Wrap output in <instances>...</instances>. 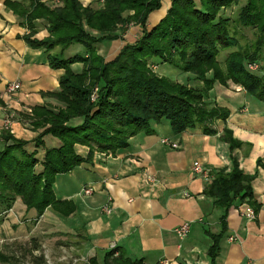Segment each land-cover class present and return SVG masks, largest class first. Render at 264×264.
<instances>
[{
    "label": "trees",
    "instance_id": "1",
    "mask_svg": "<svg viewBox=\"0 0 264 264\" xmlns=\"http://www.w3.org/2000/svg\"><path fill=\"white\" fill-rule=\"evenodd\" d=\"M29 1L28 5L10 0L3 4L29 30L22 36L25 43L33 49L44 48L49 67L63 71L59 90L48 93L61 106L56 111L46 106L32 108L31 125L43 130L30 142L1 131L0 206L4 211L17 198L27 211L36 212V218L48 207L64 217L72 215L76 205L55 198L56 177L91 162L95 153L113 155L139 133L152 134L151 123L167 120L175 135L196 127L205 135L216 134L215 121L228 117V110L209 98L216 83L225 86L229 81L264 103V67L263 72L247 68L264 59V0H246L234 20L223 17V10L234 0H170L165 15L151 29L146 27L147 17L161 8V0H100L96 8L83 7L79 0H60L59 7ZM130 11L132 15L125 19L123 14ZM36 20L48 31L42 40L33 38ZM130 22L142 27L140 38L105 62L96 45L116 40L114 33L125 31L120 27ZM235 23L253 31V41L245 47L231 34ZM72 45H80L84 54L65 58L54 53L57 49L63 53ZM230 48L236 49L226 56L223 69L217 57ZM155 58L194 75L200 86L192 88L153 73L148 60ZM73 64H81V71L72 70ZM74 119L79 123H71ZM45 137L55 139L58 145L47 147ZM221 140L231 153L241 145L227 129ZM80 147L87 149L84 156L78 152ZM231 162L232 170L226 174L219 171L203 192L222 211L221 233L209 234L213 240L208 249L211 264L226 230L228 209L235 203L244 204L256 216L260 208L251 188L253 176L239 169L235 157ZM11 259L0 251V264H10ZM89 264L98 263L89 259ZM102 264L141 261L124 258L114 249L105 254Z\"/></svg>",
    "mask_w": 264,
    "mask_h": 264
},
{
    "label": "crops",
    "instance_id": "2",
    "mask_svg": "<svg viewBox=\"0 0 264 264\" xmlns=\"http://www.w3.org/2000/svg\"><path fill=\"white\" fill-rule=\"evenodd\" d=\"M3 1L0 0V133L5 130L16 139L30 142L40 132L32 128V108L61 106L48 93L59 90L63 71L49 67L44 48L33 49L25 43L22 36L29 30L5 8ZM79 1L83 7L93 8L101 3ZM162 1L165 12L170 0ZM164 12L149 15L147 25L154 26ZM34 27L33 38L42 40L48 36L41 20H36ZM133 35L137 38L130 28L121 36L132 43ZM115 43L99 44V54L105 59L103 49L107 54L111 48L112 52L116 47L120 49L122 43ZM82 49L72 45L63 53L59 49L54 53L68 58L83 54ZM81 67L74 64L72 70L80 72ZM11 82H18L20 87L8 95L5 87ZM211 92L212 101L228 110L225 121H215L216 134L205 135L201 127H196L175 135L163 119L150 124L152 134L139 133L129 139L126 148L113 155L95 153L91 162L56 177V200L73 202L76 211L64 217L48 207L43 217L44 221L52 219L59 223L60 236L68 239L59 244L64 253L70 250L78 258L86 259V264L88 259L102 264L113 246L124 258L141 264L164 260L168 264H211L208 249L213 240L209 234L221 233L222 211L203 192L219 171L226 174L232 170L231 157H235L239 169L253 176L251 188L260 208L252 221L239 213L246 205L235 203L228 209L226 230L218 241L214 264H264V103L230 83H216ZM224 129L241 143L232 153L221 140ZM44 140L49 148L58 145L55 139ZM86 151L83 147L78 149L82 156ZM194 162L209 172V178L193 172ZM84 189H91V193L85 194ZM104 208L110 212L107 214ZM184 222L189 223V231L179 240L174 229ZM230 236L235 237L233 242L228 241Z\"/></svg>",
    "mask_w": 264,
    "mask_h": 264
},
{
    "label": "rangeland",
    "instance_id": "3",
    "mask_svg": "<svg viewBox=\"0 0 264 264\" xmlns=\"http://www.w3.org/2000/svg\"><path fill=\"white\" fill-rule=\"evenodd\" d=\"M34 1L35 2L39 1L47 5L48 2H51L52 4H49L48 5L49 7H59L62 4L60 0H46V1L34 0ZM162 2L163 1L161 0V8L157 11L152 12L151 14L154 13L161 14L164 12V5H162ZM245 2L246 0H234V3L231 5V7L223 10V17L234 20L236 18L239 8L242 7L245 4ZM21 3L28 5L30 1L24 0ZM229 9H231L230 13H229ZM166 11L167 10H165L163 16L165 15ZM127 13L128 12L123 14L125 19L132 15L131 11L128 14ZM148 18L149 16L147 17L146 27L147 29H151L153 26L147 25ZM124 24L125 25H122L120 28H125L126 30L125 32H127L130 28H132L137 38L133 35L132 43H127L126 41L123 40L121 36L125 32L123 31L124 32L123 33L117 31L116 32L117 35L115 33L114 35L117 36L118 38L114 41H116L115 44H118L117 42L120 41L122 43L121 48L126 44H134L140 38L142 33L141 26L131 22L129 24L126 23ZM231 34L233 37L236 38L238 43L240 42L239 45L241 47H245L246 45L250 44L251 41H253V31L250 28H244L237 23H235L234 26H232ZM103 42H107V41H103ZM99 44H102V42L96 45V49L98 46L99 48H102V46ZM121 48L118 49L116 47L114 48L113 52L111 48L108 54L105 49H103V51L101 50L105 59L103 58V56L99 54L98 49H97V54L101 56L105 62H110L117 56ZM235 49L236 48H230L219 52L217 60L220 63L221 68L224 69V61L226 59V56L229 54V52L234 51ZM83 54H84V50H83ZM105 55L106 56L108 55L109 57H106ZM148 67L153 73L157 74L158 76L166 77L173 82L184 84L192 88L200 86V82H198L195 79L194 75L190 73L181 72L169 64L162 63L160 59L155 58L148 60ZM251 67H255V69L251 70L250 69ZM263 67L264 64L262 63V60L259 63H250L247 65V68L252 72H258L260 69L261 72H263L262 69ZM207 77H211V72L207 74ZM228 83L234 85L233 83L228 81L225 86H227ZM96 90H97L96 88L93 90V94L91 95V101H93L92 100L93 97L95 98ZM209 98L211 100L213 99V93L211 91L209 92ZM205 102L208 103L209 101L205 99ZM53 110L56 111V109ZM77 120L78 119H74L72 120L71 123L77 124L76 122ZM38 130L41 132L43 129H38ZM0 147H2L1 143H0ZM109 154L110 153L106 155ZM85 190H89V189H84L83 191ZM43 214L40 217L36 218V212L33 209L27 211V209L24 207L21 201L17 198L13 202L12 206L5 211L2 209V206H0V251L9 255L12 258L10 264H86L87 263L86 259L78 258L79 256L73 254L72 251L66 250V253L63 252V250L59 247L60 246L59 244L60 242L61 243L65 241L68 242V239L66 238L63 239L60 236V233L58 231L60 227L59 223L52 219L48 221L47 220L44 221L45 218L43 217ZM88 263H89V259H88Z\"/></svg>",
    "mask_w": 264,
    "mask_h": 264
},
{
    "label": "built area",
    "instance_id": "4",
    "mask_svg": "<svg viewBox=\"0 0 264 264\" xmlns=\"http://www.w3.org/2000/svg\"><path fill=\"white\" fill-rule=\"evenodd\" d=\"M251 70L252 69H255V67H251L250 68ZM20 85L18 82H11V83H8L5 87V92L6 94L8 95H11L13 94L14 92H16L18 89H19ZM92 100H94V97L92 98ZM174 147L176 145H173ZM193 172L196 174V175H199L203 178H209V172L203 168L198 162H194L193 163ZM85 194H90L91 193V190H85L84 191ZM104 211L108 214L110 212V210L108 208H104ZM240 215L243 216L244 218H246L248 221H252V220H255L256 216L253 212V210L250 208V207H245L243 211H239ZM189 231V223L188 222H184L182 223L180 226H178L177 228L174 229V233L175 235L177 236V238L179 240H183L186 236H187V233ZM235 240V237H228V241L229 242H233ZM115 248L112 246L111 247V250H114ZM116 255V254H115ZM169 262L167 260H164V261H160L158 262L157 264H168Z\"/></svg>",
    "mask_w": 264,
    "mask_h": 264
}]
</instances>
